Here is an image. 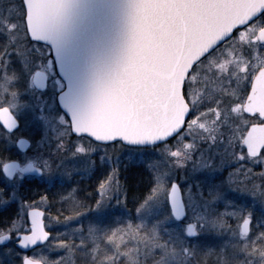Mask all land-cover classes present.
<instances>
[{"label": "snow or ice", "instance_id": "snow-or-ice-1", "mask_svg": "<svg viewBox=\"0 0 264 264\" xmlns=\"http://www.w3.org/2000/svg\"><path fill=\"white\" fill-rule=\"evenodd\" d=\"M188 2L190 7L235 6L228 0ZM4 3L0 0V81H7V87L0 91V264H38L36 257L45 251L50 264H66V254L74 253L96 264L98 249L95 241L89 240L93 232L102 233L113 245L112 254L103 257L104 264H118L124 258L122 242L141 233L150 242L151 255L159 257L157 264H169L173 252L184 264L197 255L200 259L195 264H207L211 256L217 264H248L246 258L241 259L245 253L255 254L257 245L264 249V218L254 219L251 208L229 196L230 191L247 194L264 206V145L254 147L249 138L253 128H264V111L249 107L259 95L253 84L264 67V0L247 3L245 22L217 39L192 63L180 84V93L188 103L181 126L140 141L119 135L98 140L73 126L83 73L57 39L51 23L72 14L83 0H7V7H3ZM126 7L124 57L110 76L97 81L94 103H100L127 77L158 0H127ZM213 23L210 17L208 24ZM195 39V35L189 36L186 44ZM229 42L239 45V60L245 69L238 79H227L228 99L199 106L192 103L193 73L218 50L231 46ZM49 87L60 108L57 118L62 131L52 138L45 132L36 141L35 129L23 118L21 107L30 100L25 97L45 99L43 94ZM201 113L213 117L215 131L203 125L200 134L193 131V122L198 123ZM117 146L143 153L139 159L130 154L123 165L128 179L137 172L147 175L148 189L142 197L130 196L121 179L119 158L109 151ZM68 160H86L87 165L82 168L73 163L69 170ZM225 169L226 177L222 175ZM57 173L62 184L74 178L75 183L40 192L35 198L28 195L26 186H39L34 176L52 181ZM82 173L95 178L91 192L82 187ZM177 198L179 210L174 207ZM113 200L124 208L132 202L124 226L93 229L90 221L86 222L88 214L103 213ZM69 201L75 205L70 211L65 207ZM57 225L65 231H58ZM206 233L227 238L218 246L198 251V243L193 241ZM134 247L139 264L138 241ZM52 252L57 253L56 258L51 257Z\"/></svg>", "mask_w": 264, "mask_h": 264}, {"label": "water", "instance_id": "water-1", "mask_svg": "<svg viewBox=\"0 0 264 264\" xmlns=\"http://www.w3.org/2000/svg\"><path fill=\"white\" fill-rule=\"evenodd\" d=\"M228 2L235 6L190 7L188 0H158L127 77L100 103L93 101L95 85L117 69L127 46V0H83L72 14L53 21L52 31L83 73V85L74 105V128L98 140L119 135L130 141L178 129L188 109L180 84L192 63L217 39L245 22L247 3L260 0ZM210 17L214 20L211 25ZM193 35L196 39L186 44ZM257 89L259 95L249 107L264 111V69L255 78L254 92ZM249 138L254 147L264 145V128H253ZM174 207H181L178 198Z\"/></svg>", "mask_w": 264, "mask_h": 264}, {"label": "rangeland", "instance_id": "rangeland-1", "mask_svg": "<svg viewBox=\"0 0 264 264\" xmlns=\"http://www.w3.org/2000/svg\"><path fill=\"white\" fill-rule=\"evenodd\" d=\"M7 6V0L4 3ZM243 35V34H241ZM231 44V42H229ZM240 47L238 44H231V46H226L217 51V53L213 54L212 57L209 58L208 61L204 62L200 66H198L196 72L193 74V87L191 89L190 97L192 103L196 105H205L209 102L223 98L225 100L228 99V93L230 89L226 85V81L229 78H239V74L242 73L245 69V65H243L239 60ZM23 80L21 81V86H23ZM7 87V81H0V91ZM45 99H36L35 96L25 97V99H30L28 103L21 107V112L23 113V118L31 124L32 128L35 129L36 135L34 139L39 141L41 137L47 135L49 138L57 136L61 133L62 127L58 121L57 115L59 114V109L55 105H53V101H55V94L49 87V91L43 94ZM42 104V105H41ZM224 111V109H221ZM43 117V118H41ZM201 121L203 122H213V117L210 114L201 113ZM199 118V119H200ZM194 124L196 122H193ZM55 126V128H54ZM196 134H200L202 130L195 131ZM11 142V141H10ZM54 143V141H52ZM91 147V145H89ZM112 153L113 157H118L122 166V176L121 179L125 180V172L123 170V165L128 163L127 157L131 154L136 159H139L142 156L141 150H132L130 153V149L128 147H119L117 146L114 150L109 149ZM73 163H77L80 167H85L87 165L86 160H81L79 162H74L72 160L66 161V167L70 170ZM83 174V180L90 179L87 174ZM75 175V174H74ZM224 177L227 176V169L222 173ZM220 176L216 177V181L218 182ZM42 181L46 182L48 185H56L59 187H71L73 183H75V178L72 181L61 183L60 175L57 173L56 177L52 181H48L47 179H43ZM229 196L234 199V201L242 205L244 207L251 208L254 213V219L264 218V206L253 197L247 194L236 193L233 191L229 192ZM74 202L69 201L66 202V208L70 211L74 207ZM132 209V206L128 204V208H124L120 205H116V201L113 200L107 205V209L103 213H90L86 217V222L90 221V224L93 229L98 227L105 228H116L123 227L127 218L129 216V210ZM135 215L134 211L132 212ZM264 226V225H262ZM58 231H65L62 225H57ZM110 234V233H109ZM227 237L223 236H215L213 234L208 233L207 235H201L198 241H193V243H198V251L203 250L209 245H219L223 239ZM89 240L95 241V246L98 251L95 253L96 256V264H104L103 257L106 255L112 254L114 251L113 245L109 242L106 237L99 232H93L91 236H89ZM139 242L140 249V261L139 264H157V260L159 257H153L149 251L150 242L145 234L141 233L134 236H128L125 238V241L122 242L120 247V252L124 254V258L118 261V264H137L136 257L134 255L136 249L134 244ZM58 251V250H57ZM255 254L248 255L245 253L241 259H247L248 264H264V259H262V255H264V249H261L260 245H257L255 249H253ZM52 258H56L57 253L52 252ZM68 259L66 260V264H92L91 260L81 258L80 253L74 254H66ZM200 256L197 255L193 258L192 261H189V264H195L196 260H199ZM37 261L42 262L43 264H50V257L47 251L39 254L36 257ZM169 264H184L183 258L176 254L171 253ZM207 264H217V260L215 256H211L208 259Z\"/></svg>", "mask_w": 264, "mask_h": 264}, {"label": "trees", "instance_id": "trees-1", "mask_svg": "<svg viewBox=\"0 0 264 264\" xmlns=\"http://www.w3.org/2000/svg\"><path fill=\"white\" fill-rule=\"evenodd\" d=\"M123 173H125V182L128 186V191L130 193V196L134 198L142 197L147 192L148 189L147 175L146 174L141 175L139 172H137L132 174L133 176L132 179H128L126 172ZM89 188L90 190H92L93 187H89ZM43 191H53V189L47 190L45 187H41L40 185L39 186L32 185L30 186V190L28 191V194L30 193V196L35 198V196L38 193ZM129 205L132 206V202H130ZM56 206L59 207V204H57Z\"/></svg>", "mask_w": 264, "mask_h": 264}, {"label": "flooded vegetation", "instance_id": "flooded-vegetation-1", "mask_svg": "<svg viewBox=\"0 0 264 264\" xmlns=\"http://www.w3.org/2000/svg\"><path fill=\"white\" fill-rule=\"evenodd\" d=\"M3 7H7V6H5V5H3ZM264 69V67H262L260 70H263ZM260 72V71H259ZM258 72V73H259ZM258 73H257V75H256V77L258 76ZM194 74V73H193ZM255 77V78H256ZM23 87V86H22ZM47 93V92H46ZM188 104V103H187ZM53 105H55L56 107H57V109H59V111H60V108H59V105L58 104H55V101H53ZM200 121H201V118L199 119ZM200 121H198V123L196 122L195 124L193 123V131L195 132L196 130H198V131H200V130H202V128H201V126L203 125L204 126V128H206V129H208L210 132L211 131H215V127H214V124H213V122H210V123H208V121L207 122H203V124H202V122H200ZM196 133V132H195ZM30 143H31V141H29ZM17 175H19V173H17ZM28 177L26 176L25 177V179H27ZM34 179H36V181H37V184L38 185H40L41 187H45L47 190H51V189H53V191H55V190H57L58 188H60L59 186H56V185H52V186H50V185H48L45 181L43 182L42 181V178L41 177H37V176H34ZM81 183H82V187L84 188V189H86L87 191H89V192H91L92 190H90V188L89 187H93L94 186V183H95V178L94 177H92V178H90V179H86V180H82L81 181ZM26 192L28 193V191L30 190V187L29 186H26ZM28 195H30V193L28 194ZM81 199H83V197H80ZM54 212V211H53ZM52 212V214L53 215H55V212L53 213ZM262 227H264V226H262ZM208 233H206V234H203V235H207ZM40 262V261H39ZM42 263V262H41ZM43 264V263H42Z\"/></svg>", "mask_w": 264, "mask_h": 264}]
</instances>
